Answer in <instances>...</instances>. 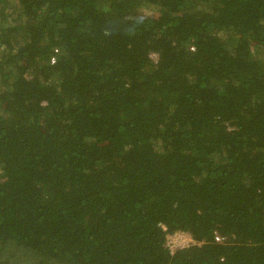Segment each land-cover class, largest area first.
<instances>
[{"label": "trees", "instance_id": "trees-1", "mask_svg": "<svg viewBox=\"0 0 264 264\" xmlns=\"http://www.w3.org/2000/svg\"><path fill=\"white\" fill-rule=\"evenodd\" d=\"M0 264H264V0H0Z\"/></svg>", "mask_w": 264, "mask_h": 264}, {"label": "built area", "instance_id": "built-area-1", "mask_svg": "<svg viewBox=\"0 0 264 264\" xmlns=\"http://www.w3.org/2000/svg\"><path fill=\"white\" fill-rule=\"evenodd\" d=\"M194 243L192 237L184 233H175L167 237V246L172 254L176 250L187 248Z\"/></svg>", "mask_w": 264, "mask_h": 264}]
</instances>
